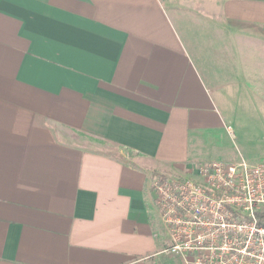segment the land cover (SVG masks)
<instances>
[{
    "label": "crops",
    "instance_id": "obj_1",
    "mask_svg": "<svg viewBox=\"0 0 264 264\" xmlns=\"http://www.w3.org/2000/svg\"><path fill=\"white\" fill-rule=\"evenodd\" d=\"M253 93L264 0H0V264H187L153 177Z\"/></svg>",
    "mask_w": 264,
    "mask_h": 264
},
{
    "label": "built area",
    "instance_id": "obj_2",
    "mask_svg": "<svg viewBox=\"0 0 264 264\" xmlns=\"http://www.w3.org/2000/svg\"><path fill=\"white\" fill-rule=\"evenodd\" d=\"M170 233L187 264H264V162L210 160L193 175L155 174Z\"/></svg>",
    "mask_w": 264,
    "mask_h": 264
},
{
    "label": "rangeland",
    "instance_id": "obj_3",
    "mask_svg": "<svg viewBox=\"0 0 264 264\" xmlns=\"http://www.w3.org/2000/svg\"><path fill=\"white\" fill-rule=\"evenodd\" d=\"M257 62L258 59L254 56V69L258 65ZM227 109L231 132L229 131L230 135L221 137V145L234 154L232 157L240 158V160L243 157L250 163L264 162V94L253 93L247 104L240 105L237 112L232 111V101L231 104H227ZM232 132L234 137H232ZM203 156L222 160L229 158V155L222 153Z\"/></svg>",
    "mask_w": 264,
    "mask_h": 264
}]
</instances>
